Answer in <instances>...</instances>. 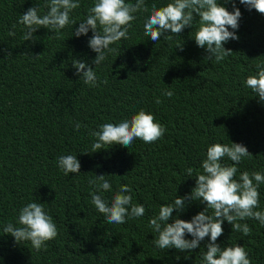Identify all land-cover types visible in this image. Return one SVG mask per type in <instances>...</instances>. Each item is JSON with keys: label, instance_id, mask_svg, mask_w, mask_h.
Returning <instances> with one entry per match:
<instances>
[{"label": "trees", "instance_id": "1", "mask_svg": "<svg viewBox=\"0 0 264 264\" xmlns=\"http://www.w3.org/2000/svg\"><path fill=\"white\" fill-rule=\"evenodd\" d=\"M168 2L145 0L149 7ZM217 2L229 11L235 4L241 12L238 29H229L239 38L224 43L232 53L223 61L205 58L206 50L197 46L191 37L194 29L187 26L171 40L161 36L152 41L143 30L147 14L138 12L128 38L111 44L115 51L95 67L97 54L87 43L91 29L87 35H72L93 0H80V7L71 12L76 24L59 33L40 27L33 40L26 41L20 15L32 6L43 15L47 0H0V264H201L208 237L190 252L162 250L153 243L156 234L149 219L161 204L191 192L195 177H188L186 170L191 167L193 175L203 171L201 161L209 144L247 147L253 156L236 165L237 179L245 170L264 174V101L243 83L256 73L257 64L264 63V14L240 0ZM179 43L182 49L175 47ZM75 59L95 67L99 79L108 83L85 85L72 65ZM166 89L173 92L171 98L163 95ZM141 108L166 128L162 138L153 143L136 139L129 148L106 144L83 153L91 151L90 130ZM76 122L87 129L74 131ZM67 154L77 155L80 173L66 176L58 169L57 157ZM222 163L232 161L225 157ZM100 174L112 185L111 191L99 193L108 203L120 184H128L132 202L144 206V215L108 224L91 203L94 189L88 180ZM258 191L256 210L262 211L264 184ZM32 201L44 204L58 230L57 237L46 242L47 249L39 252L30 241L18 244L3 233L8 223L20 226L19 209ZM205 207L201 201H186L184 210L174 209L172 215L190 220ZM241 223L252 228L250 235L232 231L224 221L216 243H237L251 264H264V225L251 218ZM185 238L192 239L187 233Z\"/></svg>", "mask_w": 264, "mask_h": 264}, {"label": "clouds", "instance_id": "2", "mask_svg": "<svg viewBox=\"0 0 264 264\" xmlns=\"http://www.w3.org/2000/svg\"><path fill=\"white\" fill-rule=\"evenodd\" d=\"M248 9H255L264 14V0H240ZM47 12L40 15V8L29 7L20 15L18 23L24 26L22 40H33V33L40 27L59 31L77 21L70 18L73 10L80 7V0H47ZM146 13L143 20V30L146 37L158 41L161 36L171 40L187 26L193 31L197 46L206 50L208 60L215 59L217 63L232 53L223 45L229 39H238L235 31L239 26L241 12L233 4L229 11L217 0H169L168 3L157 7L153 3L150 7L145 0H93L92 6L87 9L86 18L79 21L72 35L77 37L87 35L92 31L87 43L97 55L93 59L95 67L106 60L107 54L115 51L110 45L121 39L128 38V29L131 22L136 19V13ZM198 16V19L196 17ZM170 30L171 34H166ZM10 36L15 32L10 31ZM175 47L182 49V43ZM9 55H11L9 53ZM76 74L89 87L106 85L107 79L100 80L95 67L88 66L84 61H72ZM256 73L250 74L243 81L245 86L252 90L261 101H264V63L256 65ZM163 95L171 98L173 92L165 90ZM161 103L159 98L155 101ZM87 125L76 122L74 131ZM166 128L158 123L155 116L141 108L128 118L117 122H106L90 130L93 138L90 152L104 149V145L120 144L129 148L133 141L140 139L145 143H153L162 138ZM253 155L241 143H212L206 146L205 158L201 161L202 172L193 175V169L186 170L188 177H195V187L185 196H176L171 204H161L158 214L149 219V226L156 234L153 243L159 249L175 248L179 251H192L200 247V241L209 238L207 250L202 253L201 264H251L245 248L237 243L221 247L216 243L223 234L222 223L227 221L232 231H238L244 236L252 233V228L246 219H255L264 225V210L260 207L258 188L264 184V174L258 171H240L236 178L238 168L244 158ZM232 161L231 165L222 163L224 158ZM57 167L64 175L80 173V162L77 155H60L56 159ZM92 187L90 191L91 203L96 210L103 214L108 224H124L127 219L142 217L145 208L142 204L133 203L132 188L128 184H120L108 203L102 194L111 191L112 185L104 174L95 175L88 180ZM186 201H201L206 207L203 211L193 215L190 220L173 217L175 209L178 213L185 208ZM211 209V214H208ZM172 223H168L169 219ZM17 223L19 227L8 223L3 233L11 234L16 243L30 241L32 248L39 252L47 249V241L58 235L53 218L45 211L44 204L28 202L19 209ZM185 233L192 239H186Z\"/></svg>", "mask_w": 264, "mask_h": 264}]
</instances>
